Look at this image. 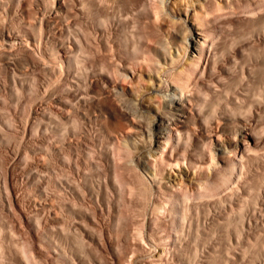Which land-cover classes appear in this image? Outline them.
I'll return each instance as SVG.
<instances>
[{
    "label": "rangeland",
    "instance_id": "obj_1",
    "mask_svg": "<svg viewBox=\"0 0 264 264\" xmlns=\"http://www.w3.org/2000/svg\"><path fill=\"white\" fill-rule=\"evenodd\" d=\"M86 2L78 16L69 12L61 24L49 25L37 0H0L1 19L10 31L28 39L31 32L56 28L69 36H64L67 41L71 37L73 49L60 63L62 71L55 55L50 60L57 59V69L45 71L28 63L21 49L0 45V51L5 49L0 52V264H142L143 259L144 264H264V0H236L235 9L230 7L234 11L216 8L211 40L217 38L223 51L212 61L221 57L225 63L216 85L210 80L213 89L201 90L197 104L205 123L224 124L232 135L245 124L260 140L210 168V180L201 182L190 170L181 174L167 168L163 154L150 159L161 186L134 161L133 148L120 136L134 132L143 118L106 117L111 108L95 78L108 71L110 62L94 52L91 37L105 29L110 42L118 40L130 54L143 56L149 39L152 46L151 40L173 28L183 30L174 16L184 4ZM83 21L89 35L83 33ZM85 35L91 43H84ZM58 101L66 105L62 111ZM221 112L237 117L218 118ZM179 129L176 146L164 149L174 153L193 146L202 157L194 126Z\"/></svg>",
    "mask_w": 264,
    "mask_h": 264
},
{
    "label": "bare ground",
    "instance_id": "obj_2",
    "mask_svg": "<svg viewBox=\"0 0 264 264\" xmlns=\"http://www.w3.org/2000/svg\"><path fill=\"white\" fill-rule=\"evenodd\" d=\"M37 1H38V4H42L43 8L42 7L41 8H42L43 17L48 18L47 23H49L50 25L53 23V21H58V22L60 21V24H61V20H63L64 19L63 17L67 13L69 14V12H72V14L79 13L77 11L80 8L84 9L83 6L85 5V2L87 0L86 1L82 0L81 3L79 2L80 4H82L81 6H79L78 0H37ZM166 1L174 2L176 0H165V2ZM181 1L183 2L184 6L182 10L178 12V15L176 14L174 16V18L175 19L177 18L176 19L177 22H179V20L182 21L183 30L176 31V27L175 29L173 28L171 30L172 32H168L165 35H162L161 37L154 38V40H151L152 46L148 45L149 44L148 41H150V39L149 40L147 39L148 41L144 43V49L146 50V52L144 53L143 56L138 55V53L137 55L130 54L127 49H124L125 47L122 48L120 46V43L118 40H117L118 42L117 41H113V43L110 42L109 35H108L109 33L105 29H100L98 31L95 30L94 33L92 32L94 36L91 37L93 43L94 42L96 43V45L92 43L93 44L92 49L94 50V52L103 57L102 61L104 63L109 64L110 62L108 71L104 75L101 76L99 74V76L95 78L96 79L95 81L99 85V89L101 90L102 93H104L107 96L108 100L107 99L106 100L109 101L108 102L110 105L109 108H111V110H108L106 112L107 113L106 117H108L107 115H109L110 118H117V116H121V118L123 117V118H129L132 120L134 119L133 121H135V118H143L142 119L143 123L142 122L138 123L134 129L135 130L134 132H131V133L121 132L120 136L123 141V145L125 144L127 147L130 146L131 148H133L132 151L135 152V154L133 155H135L136 157V158L134 157L136 160L133 158L134 161H137L138 165L144 171L148 172L149 177L151 178L153 183L156 182L158 184L159 182V185L161 184L160 179H158V177L160 176L158 175L157 177V169H155L156 167L154 168L155 166V165L153 166L154 163L151 164L150 159L156 161L158 156L161 154H163L164 156L163 160H165L167 164L166 165L167 168H173V167L177 168L179 169L180 171L179 173L181 174L184 173V169L187 171L190 170L195 174L194 175L196 178L195 180L198 181L200 179L202 180L203 177L205 178L208 177L206 175H207V172H210L209 171L211 170L210 168L221 166V164L224 163L228 158H230L232 154H234L238 150L243 149L244 147L246 149L247 144H250V143L254 144L257 140H260L257 138H255L254 140V138H252L254 137L255 134L252 136V133H251L252 131H249L247 128L248 125L245 126V124L244 125L238 124L239 127L237 125L236 127L237 129H233V130H236L233 132L234 136L232 135L231 129H229L231 130V132L225 130L227 126L225 125L226 127H224V124L221 126L218 124L215 125L214 123L211 124L210 122H209L210 124L207 122L206 124L204 121H202L203 114L201 116L202 112L199 111L198 106H197L199 100L200 99L202 100L201 98L202 93H200V91L201 90L205 91L206 88L213 89V88H210V83L214 81L215 83H213V86L216 85L215 77L218 76L217 74L220 73L223 67V63H225L223 62L224 60L219 59L221 57H218L219 60L217 59V61H214V62L212 61V60H215L213 59V57L217 55L218 51L222 50V49L219 50V47H218L219 40L217 38H215L218 40L216 41V43H215V39L214 41H212L213 40L212 37L213 35L215 36V33H216L215 31V33L213 34V22H214V17L216 16L215 10L216 8H219V7L220 8L225 7V8L231 9L230 7L232 8L234 7L233 4L236 2V0H181ZM113 5H116V4H113ZM93 13L95 12L93 11ZM76 15L78 16V14ZM1 16H0V19L3 18V16L2 17ZM44 18L42 19L45 20ZM81 22H82V19H81ZM81 24L84 25L85 27V29H83V33L86 30V32L89 35V32H88L90 31V29H88L89 25L85 21H83V23ZM142 28L143 29L145 28V24H143ZM55 29L48 28V30L41 31L39 35L38 33L36 34V33L31 32L28 39L26 38L27 39L26 40L25 38L22 37V35L19 32L10 31L7 28L4 20L1 19L0 20V45L4 46L7 51H12L14 49H18L19 51V49H21L23 51L22 54L24 53L26 58L31 60V61H28V63L29 62L35 63V65L36 64L39 65L45 71H54L57 69V66L55 65L56 64L55 62H57V59L58 61H61L59 63L57 62V65L59 64L58 66V69H59L61 67L60 63L62 62L64 63L65 60L67 62L68 59L70 58V57L68 58V56L70 55L69 51L73 50V49L70 50L71 48L70 46L72 45L69 44V43H72V41L70 40L71 37L67 41V39L65 38H68L69 36L66 37L62 33L63 31L62 28H61L62 31L57 29L58 32ZM92 29L91 31H93ZM75 32H78V31H75ZM79 35L80 36H78V39L81 38V34ZM75 38H77V36ZM83 39H84L85 44L86 43L89 44L91 40L89 39V41H87L88 38L86 39V35L83 37ZM38 40H40L39 42H41L42 44L43 43L45 44V42H47L50 44V46L46 47L48 45L45 44L44 45L45 47L43 46L44 48H42L41 44H40L41 46L36 44V43H39L37 42ZM84 43L83 45H85ZM219 45L221 46V44ZM37 51L39 55L38 53H36ZM72 53L73 52L71 51V54ZM219 53L217 56H220ZM34 55L35 57L37 56L36 59L34 58ZM50 55H55V58H57L54 62L55 64L53 63V61H51L54 59V57L51 59ZM217 56L214 58H217ZM99 59L100 58H98V60ZM60 69H62V67ZM60 69L59 71L63 70V69L62 70ZM222 87L226 88V86L224 85H222ZM241 94H243L242 91H241ZM58 99H61V98H58ZM57 105L60 111H62L66 107L63 101H58ZM202 108H204V106ZM213 113L215 114L216 111L212 112V114ZM230 115L231 114L228 115L225 112H221L218 118H229L230 119V118L237 117V116L231 117ZM209 116L211 117V114ZM205 117L207 118L206 115ZM214 117L217 118V115ZM236 122L238 123V121ZM182 125L187 126V128L194 126V128L196 129L195 145L202 144V148H201L202 149L201 151L203 152L202 157H200V155L198 154L197 155L195 154V149L193 148V146H191V148L194 150V153L193 151H191L192 149L191 150L189 149L190 146L188 148L184 147L185 148V149L183 148L184 150L181 149L182 147L178 148L177 151L174 153L167 152L164 149V146H166L167 144L169 145L175 144L174 140L177 138V136H179L178 138H180L181 130L179 129V126H182ZM175 142H179V140L177 139V141ZM179 143H177L178 146H179ZM192 145H194V143ZM173 146L174 145H172V148ZM237 160H239V158ZM230 177L232 176L230 175ZM201 180L199 182H201ZM12 200H15L14 203H17L16 199L13 198ZM157 204L158 203H155L156 207H158ZM158 205H161V204H158ZM155 206H153L155 209L153 207L152 209L158 211L160 207L157 209ZM156 239L157 238H155L154 240ZM32 240L34 239L32 238ZM153 242H156V241H153ZM157 255H160V254H157ZM139 260H142V258ZM146 261L147 260H145L144 262V259H143V261H140V263L143 262L142 264H144L146 263Z\"/></svg>",
    "mask_w": 264,
    "mask_h": 264
}]
</instances>
